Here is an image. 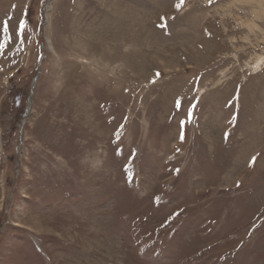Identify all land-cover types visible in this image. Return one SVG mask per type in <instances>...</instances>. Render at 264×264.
I'll list each match as a JSON object with an SVG mask.
<instances>
[{
  "label": "rangeland",
  "instance_id": "374dc122",
  "mask_svg": "<svg viewBox=\"0 0 264 264\" xmlns=\"http://www.w3.org/2000/svg\"><path fill=\"white\" fill-rule=\"evenodd\" d=\"M178 4L0 0V264H264V0Z\"/></svg>",
  "mask_w": 264,
  "mask_h": 264
},
{
  "label": "snow or ice",
  "instance_id": "6c2138e0",
  "mask_svg": "<svg viewBox=\"0 0 264 264\" xmlns=\"http://www.w3.org/2000/svg\"><path fill=\"white\" fill-rule=\"evenodd\" d=\"M183 2H184V0H179V4L177 5V7H179L181 4H183ZM162 20H163V18H162ZM23 25H24V22L21 21V28H23ZM161 27H166V25L162 24ZM6 28H7V26H6ZM253 159H255V158H253Z\"/></svg>",
  "mask_w": 264,
  "mask_h": 264
}]
</instances>
